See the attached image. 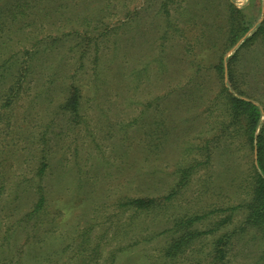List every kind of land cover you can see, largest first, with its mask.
<instances>
[{"label": "rangeland", "instance_id": "rangeland-1", "mask_svg": "<svg viewBox=\"0 0 264 264\" xmlns=\"http://www.w3.org/2000/svg\"><path fill=\"white\" fill-rule=\"evenodd\" d=\"M226 1L87 0L82 16L48 21L68 34L74 26L83 32L82 18L100 8L108 16V40L97 49L89 45L82 65L77 49L57 47L60 53L50 58L40 55L31 86L23 85L13 103L0 108L2 213L7 219L23 216L43 186L44 239L50 248L65 250L57 263L76 261L82 242L89 264H104L118 243L112 264H210L213 237L229 232L227 264H264V237L244 223L251 197L247 171L255 152L242 136L231 135L233 128L222 131L223 83L235 81L230 89L254 100L264 122V41L239 48L230 83L228 59L238 44L227 40ZM232 1L247 5L254 22L263 19L264 0ZM93 27L91 33L97 32ZM70 38L65 35L67 44ZM76 68L75 81L83 86L80 118L61 105ZM222 134L230 137L214 141ZM207 144L210 162L200 154ZM43 161L47 167L39 177ZM189 165L196 166L194 172L176 187ZM128 197L160 200L157 213L140 218L144 241L132 234L136 229L122 234L128 211L118 202ZM179 214H206L199 227L212 228L215 220L226 224L170 259L163 257L170 234L158 233ZM24 241L21 235L19 245Z\"/></svg>", "mask_w": 264, "mask_h": 264}, {"label": "trees", "instance_id": "trees-1", "mask_svg": "<svg viewBox=\"0 0 264 264\" xmlns=\"http://www.w3.org/2000/svg\"><path fill=\"white\" fill-rule=\"evenodd\" d=\"M87 0H0V108L10 106L16 97H18L23 85L31 86L30 81L36 73L39 66L38 57L40 55L52 57L60 53L57 47H65L70 51L78 50V61L82 65V58L88 53L89 45L93 44L97 49L99 42L104 46L108 37L105 33L108 31L107 13L102 16V8L95 12V15L89 14L82 18L84 24L83 32L79 27L74 26L68 34L62 33V29L49 23L55 17L69 18L70 16H82V11H88L83 8ZM254 4L255 0H249ZM227 40L231 46L238 44L236 51L229 57V78L230 83L235 78V58L239 48L253 42L257 39L264 41V17L262 20L254 22L252 15L246 12L247 5L238 6L235 1L227 0ZM101 13V15H100ZM77 19V17H76ZM93 22L96 26H91ZM52 25V26H50ZM92 30L97 32L91 33ZM107 27V31L105 30ZM104 30V31H103ZM59 34V36L53 35ZM71 35L70 43L64 40L65 35ZM77 41V42H75ZM75 42V43H74ZM239 42V43H238ZM98 50L95 59L100 60L103 56ZM87 52V53H86ZM48 58V59H49ZM100 62V61H99ZM97 63V73L102 72L101 64ZM40 68V67H39ZM56 68V67H55ZM77 68L72 73L74 79L69 83L65 100L62 107L71 112L76 118L83 117L82 114V85L75 81ZM218 72L224 78V66H219ZM100 74V73H99ZM235 90V81L233 85L226 86L222 84V91L225 93V121L222 125L223 132H230L233 128V134L242 136L246 144H251L255 152V160L251 163L249 172L247 171V192L251 195L250 199L244 204L246 209L245 224L256 228L264 237V122L260 106L249 98L238 95ZM2 99V100H1ZM218 136V135H217ZM226 134L219 135L214 141H220L221 138H227ZM211 142V141H210ZM208 143V142H207ZM207 144L200 149L201 156H204L208 162L211 161L213 151ZM202 162V161H199ZM47 167L43 161L38 172L42 177ZM195 165L186 166L181 170V176L175 186H184L188 182L189 176L194 172ZM6 183H0V264H65L57 263L62 260L65 250L61 248H50L45 241L44 223L47 217V193L44 187H38V196L32 207L21 217L14 220L13 217L7 219V215L2 213L3 206L6 203L2 198V189ZM173 194V191L167 195ZM170 196L165 197L168 199ZM160 200L155 197H128L118 202L120 208L128 211L125 217L127 229L124 234L138 236V241H144L147 236L142 233V229H137L140 225V218L148 213L156 212L160 205ZM207 218L206 214H179L172 219L171 225L166 227L162 234L166 232L169 235V242L164 248L163 257L175 258L193 243L198 242L200 238L214 234L223 227L226 222L215 220V226L210 228L207 224L199 227L202 221ZM47 219V220H46ZM34 220V221H33ZM31 221L33 223L31 224ZM31 224V225H30ZM36 232V234H34ZM25 237L22 245L18 241L21 235ZM115 236L117 231L113 233ZM233 233H222L212 239L213 249L210 264H227L226 244L231 240ZM80 234L76 238L79 240ZM113 239V236L111 237ZM136 239V240H137ZM135 241V240H134ZM80 243L78 259L70 261V264H89L88 258L83 256ZM78 246V245H77ZM98 244L93 247L94 249ZM122 244L118 243L109 250V255L105 258L104 264H112L115 260V254L121 249ZM126 247V246H125ZM124 247V248H125ZM123 248V249H124ZM264 259V251L262 252ZM83 256V257H82ZM58 257L56 262L50 258ZM71 259V258H70Z\"/></svg>", "mask_w": 264, "mask_h": 264}]
</instances>
